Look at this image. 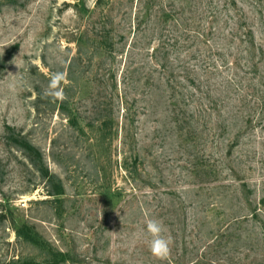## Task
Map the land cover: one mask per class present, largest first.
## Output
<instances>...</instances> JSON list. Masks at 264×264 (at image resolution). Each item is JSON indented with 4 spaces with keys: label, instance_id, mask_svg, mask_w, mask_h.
Wrapping results in <instances>:
<instances>
[{
    "label": "rangeland",
    "instance_id": "rangeland-1",
    "mask_svg": "<svg viewBox=\"0 0 264 264\" xmlns=\"http://www.w3.org/2000/svg\"><path fill=\"white\" fill-rule=\"evenodd\" d=\"M96 1L85 0L84 7L93 9ZM107 1L120 33L130 37L129 13L141 12L147 18L143 25L153 28L154 14L167 7L173 9L169 24L176 18L189 22L190 0H151L150 20L148 9H140L150 0ZM74 2L0 0V264H264V229L250 214L264 196V116L253 113L260 119L246 126L241 117L249 109L237 112L242 92L224 85L227 76L249 77L245 60L251 55L243 42L249 30L254 61L259 48L264 51V0L259 8L254 0H236V7L227 9L224 0L214 1L221 54L236 53L240 69L216 71L195 87L185 81V91H193L183 106L185 117L173 113L167 96L125 84L122 73L118 86L136 114L133 124L118 108L120 98L110 111L111 81L100 85L98 77L84 74L66 91L67 66L77 51L73 32L81 24L94 29L101 10L82 16ZM181 50L184 54L187 48ZM260 62L262 71L264 59ZM125 63H119L121 71ZM56 72L65 73L60 88L78 124L59 110L61 99L44 95L36 105L35 89L45 91ZM100 101L103 114H113L116 122L101 138L92 124ZM8 126L41 151L45 167L62 181V194L50 196L57 183L7 144ZM126 155L132 157L130 173L123 166ZM149 220L160 221L162 235L171 239L164 260L150 252ZM23 224L34 242L17 236L16 226Z\"/></svg>",
    "mask_w": 264,
    "mask_h": 264
},
{
    "label": "trees",
    "instance_id": "trees-1",
    "mask_svg": "<svg viewBox=\"0 0 264 264\" xmlns=\"http://www.w3.org/2000/svg\"><path fill=\"white\" fill-rule=\"evenodd\" d=\"M85 0H75L73 6L82 14V16L90 17L91 14H96L95 7L101 8L97 14L95 23H97L94 29H90L87 25L76 27L73 32L74 41L76 42L77 51L73 55L67 66V89L71 87H77L79 79L84 77V74H89V78H97L100 85L109 84L112 82V91L110 96V111L112 112L116 98H120L119 107L126 116L128 123L133 124L134 116L136 115L132 111V104L129 103L127 95L120 94L119 89V76H123L124 83L133 86V89H137L144 86V93H151L159 95L160 97L167 96L166 100L169 105L173 106V113L176 116H186V111L183 108L185 102L192 97L193 91H185V81H188L189 86H199L203 81L211 80L212 75H215L216 71L223 73V69H231L230 66L239 67L240 61L236 57V53L230 55L221 54V37L214 33V30L219 29L218 18L215 11V0H190L189 22L184 23L183 19L176 18L175 23L169 24V21L173 17L170 14L173 9H167V7H160L153 16L151 21L154 27L143 25L147 23V18L141 16L138 13L134 17V14H128L132 36H128L126 32L120 33L122 28L119 23H116V17L114 13V6L109 5L111 2L107 0H97L95 7L89 9L84 7ZM255 4H258L259 0H254ZM103 4H106L103 5ZM154 4L152 1H144L140 3V9H148V18L151 19L149 10ZM226 9L229 5L236 7V0H224ZM228 5V6H227ZM215 6V7H214ZM214 7V8H213ZM183 10V8H182ZM85 14H83V13ZM205 18L208 19L207 26ZM169 21V22H168ZM150 23V22H149ZM244 23V22H241ZM245 24V23H244ZM173 25V29L168 27ZM146 26V27H145ZM185 27L187 34L184 39L179 33H183L181 29ZM149 31L148 33H144ZM185 31V32H186ZM166 32V33H164ZM153 33L158 34L159 37H153ZM253 31L249 30L246 33V39L243 42H247V52L251 55V60H245L247 64L246 72L244 75H248L247 80L242 77H237L239 81L227 76L224 80V85L231 88L233 91L242 92L238 111L243 108H248L249 112L243 117L242 113L235 115H242L241 118H245V125L250 126L256 120L253 113L258 112L264 116V69H260L259 64L264 56L263 49L259 48L260 58L255 60L256 45L254 44ZM155 41L154 45L152 43ZM120 45V46H119ZM182 47H186L187 50L182 54ZM126 57V58H125ZM222 60V63H218V59ZM125 68L120 70L119 63L125 61ZM195 60V64L190 65V61ZM89 73H87L88 68ZM228 70V69H227ZM120 71V75H119ZM206 73L205 78L200 76L201 73ZM41 75L46 78V74L41 72ZM180 77V79H179ZM183 80V81H182ZM192 84V85H191ZM64 86V89H65ZM184 88V92L182 91ZM37 92L36 105L39 106V100L45 95V91L41 88L35 89ZM119 91V92H118ZM190 96V97H189ZM64 99L58 103L59 110L69 113L68 118L74 123H77V118L71 116L68 104L71 102L67 94L64 92ZM207 97L211 99L210 89L207 90ZM253 98V99H250ZM250 99V100H249ZM226 101L232 102V97H227ZM237 101V99H235ZM137 102L136 99L133 100ZM253 101V102H250ZM250 102V103H249ZM104 101H100L95 109L96 116L92 120L93 126L97 125V132L99 137L104 135V131L109 129L116 123L112 115H104ZM178 110H181L178 113ZM244 111V110H241ZM176 112V113H175ZM182 113V114H181ZM178 119V117H176ZM244 120V119H243ZM126 123V124H128ZM7 144L17 150L21 151L24 156L31 162V164L40 170L42 176L48 178L50 182L55 181L57 183V189L49 191L50 196H56L62 194L63 185L61 179L55 174L50 173L48 167H45L41 151L34 146L25 135L16 131V128L11 126L7 127ZM130 140V135L127 132L125 134V144ZM138 155V154H137ZM132 157H124V168L130 173V164ZM137 165L136 162H134ZM253 219L260 221L262 228L264 229V219L260 218L264 216V196L257 202L250 213ZM16 233L19 238H22L29 242H34V233L23 224L16 226Z\"/></svg>",
    "mask_w": 264,
    "mask_h": 264
},
{
    "label": "clouds",
    "instance_id": "clouds-1",
    "mask_svg": "<svg viewBox=\"0 0 264 264\" xmlns=\"http://www.w3.org/2000/svg\"><path fill=\"white\" fill-rule=\"evenodd\" d=\"M65 80V73L56 72L50 78L48 88L45 90V96L51 97L53 100L64 99V94L60 88V84ZM164 227L158 220H149L147 222V233L150 235L151 240L149 248L151 254L157 259L164 260L170 254V237L166 238L162 235Z\"/></svg>",
    "mask_w": 264,
    "mask_h": 264
}]
</instances>
